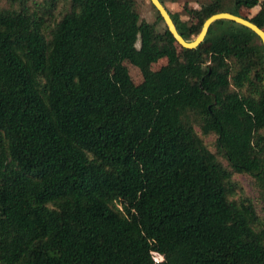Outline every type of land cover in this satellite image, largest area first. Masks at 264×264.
<instances>
[{
  "label": "trees",
  "instance_id": "16d2710c",
  "mask_svg": "<svg viewBox=\"0 0 264 264\" xmlns=\"http://www.w3.org/2000/svg\"><path fill=\"white\" fill-rule=\"evenodd\" d=\"M158 1L186 42L264 32V0ZM154 12L0 0V264H264L261 43L180 48Z\"/></svg>",
  "mask_w": 264,
  "mask_h": 264
},
{
  "label": "rangeland",
  "instance_id": "374dc122",
  "mask_svg": "<svg viewBox=\"0 0 264 264\" xmlns=\"http://www.w3.org/2000/svg\"><path fill=\"white\" fill-rule=\"evenodd\" d=\"M136 11L139 14V17L144 19L147 22H153L155 20V12L153 8L150 6L149 2L147 0H134ZM208 0H174L171 2L170 0H165V5L169 9L171 13L177 14L180 18L185 19L184 12L182 9V6L185 5L187 7H198L200 4L207 2ZM246 10L240 9L239 15H244ZM125 63L124 67L127 69V72L134 84H138L141 81V77L138 74L136 68L131 66L127 61H123ZM165 63L164 59L159 60L158 62L151 65L152 70H157L161 65ZM204 142L210 149V151H213L212 143H213V137H208L204 139ZM223 165L225 163L223 162ZM233 180L238 183V185L241 187L242 192L249 197L254 196V192L250 188L249 179L245 177L244 175H234ZM112 200V199H111ZM113 201V200H112ZM117 210L122 211L119 209V206L116 207ZM152 258L154 261H159L161 258L155 254H152Z\"/></svg>",
  "mask_w": 264,
  "mask_h": 264
},
{
  "label": "water",
  "instance_id": "95a60500",
  "mask_svg": "<svg viewBox=\"0 0 264 264\" xmlns=\"http://www.w3.org/2000/svg\"><path fill=\"white\" fill-rule=\"evenodd\" d=\"M152 8L156 11L159 18L162 20L166 30L171 35L175 43L180 47L184 49H193L196 48L201 41L203 40L206 31L208 27L215 21L218 20H225V21H231L235 24H238L249 31H251L254 35L257 36L259 39L261 46L263 48V54H264V32L259 29L256 25L250 23L247 20H244L238 16H234L229 13H217L209 16L204 22L202 23L199 33L196 35V37L189 42L184 41L181 36L177 33L174 24L172 23L169 15L163 8V6L160 4L158 0H148ZM262 91H263V97H264V62H263V68H262Z\"/></svg>",
  "mask_w": 264,
  "mask_h": 264
}]
</instances>
